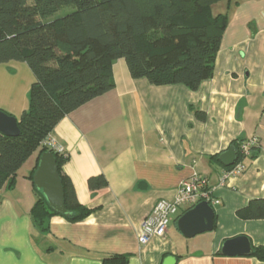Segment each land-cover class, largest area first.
I'll return each instance as SVG.
<instances>
[{"label":"crops","instance_id":"1","mask_svg":"<svg viewBox=\"0 0 264 264\" xmlns=\"http://www.w3.org/2000/svg\"><path fill=\"white\" fill-rule=\"evenodd\" d=\"M212 14L226 15L213 76L197 90L152 86L132 79L124 60L112 64L114 88L66 115L51 137L67 157L62 172L77 202L91 210L71 223L61 216L34 226L37 200L29 176L32 154L14 184L0 190V264H264L247 256L221 255L227 240L244 237L264 247V220H241L237 211L264 200V0H224ZM20 75V77H18ZM30 82V83H29ZM33 76L25 63L0 64V111L18 119L28 106ZM205 116L200 121L194 114ZM258 139V153L241 176L221 182L219 156L232 142ZM217 160L211 159L217 157ZM199 175L213 198V229L185 238L176 220L165 237L138 241L141 223L159 200H172L179 183ZM106 186L91 191L89 179ZM193 208V207H192ZM123 262L108 263L109 258Z\"/></svg>","mask_w":264,"mask_h":264},{"label":"trees","instance_id":"2","mask_svg":"<svg viewBox=\"0 0 264 264\" xmlns=\"http://www.w3.org/2000/svg\"><path fill=\"white\" fill-rule=\"evenodd\" d=\"M223 1L0 0V64L25 63L33 76L27 109L16 119L20 135H0V190L14 184L17 171L34 153L37 165L59 121L114 88L111 68L116 60L125 61L132 79H146L155 87L181 84L195 91L210 79L227 24L226 15H214L211 8ZM194 114L205 121L198 110ZM244 141L230 144L237 162L243 160L239 149ZM257 153V146L251 147L245 162ZM54 156L67 215L49 209L34 188L37 200L30 217L42 230L52 216L76 223L91 213L77 202L61 170L66 158ZM88 186L94 191L106 183L99 176L89 179ZM236 215L264 220V200L251 201ZM250 256L264 263V247H252Z\"/></svg>","mask_w":264,"mask_h":264},{"label":"water","instance_id":"3","mask_svg":"<svg viewBox=\"0 0 264 264\" xmlns=\"http://www.w3.org/2000/svg\"><path fill=\"white\" fill-rule=\"evenodd\" d=\"M0 135L5 137H18L20 135L16 119L2 111H0ZM235 160L236 150L233 147L228 148L218 158V161L226 168H231L235 164ZM32 183L36 191L44 198L49 209L59 215H67L56 158L51 152L46 151L39 156ZM213 218L214 210L207 202L203 201L180 216L176 220V227L186 239L193 238L198 234L210 232L214 225ZM222 245V256H247L252 252L248 239L244 237L227 240ZM176 262L177 259L167 256L161 264H176Z\"/></svg>","mask_w":264,"mask_h":264},{"label":"built area","instance_id":"4","mask_svg":"<svg viewBox=\"0 0 264 264\" xmlns=\"http://www.w3.org/2000/svg\"><path fill=\"white\" fill-rule=\"evenodd\" d=\"M258 139L256 137L244 141L240 145L241 156L243 160L235 161L231 168L225 171L221 182L232 177L241 176L246 168L245 158L249 156L251 147L257 146ZM46 146L48 151L53 155L67 157L64 148L59 146L57 142L50 138ZM207 202L212 206L219 204L218 200L212 197L211 190L207 187V181L199 175H194L188 180H184L177 186L176 193L172 200H159L152 207L141 223L138 233V241L141 245H146L153 237L164 238L169 223L177 215L178 211L188 207L192 208L199 202Z\"/></svg>","mask_w":264,"mask_h":264},{"label":"rangeland","instance_id":"5","mask_svg":"<svg viewBox=\"0 0 264 264\" xmlns=\"http://www.w3.org/2000/svg\"><path fill=\"white\" fill-rule=\"evenodd\" d=\"M18 77H20V75H19ZM29 83H30V82H29ZM29 89H30V86H29V88H28V92H29Z\"/></svg>","mask_w":264,"mask_h":264}]
</instances>
